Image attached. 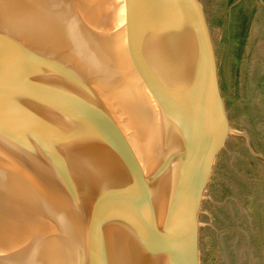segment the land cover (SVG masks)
<instances>
[{"label": "water", "instance_id": "95a60500", "mask_svg": "<svg viewBox=\"0 0 264 264\" xmlns=\"http://www.w3.org/2000/svg\"><path fill=\"white\" fill-rule=\"evenodd\" d=\"M150 53L160 67L168 63L180 74L179 88L172 87L180 111L161 148V193L152 211L158 218L155 264H199L196 207L224 126L210 52L196 18L181 0H0V216L10 215L4 224L17 237L11 246L17 264H29L34 252L35 264H83L87 243L81 205L86 190L79 182L83 152L75 134L85 142L89 138L91 145L117 137L106 135L105 125L80 100L86 93L119 90L127 95L130 86H121L126 82L118 79L122 73L116 69L127 62L139 67ZM106 71L108 78L97 77ZM182 81L188 88L186 102ZM86 127L90 131H83ZM108 130L113 131L111 126ZM121 139L119 156L136 164V157L129 156L131 147L124 145L126 135ZM27 174L31 179L25 182ZM59 192L68 208V226L53 259L56 236L50 223H41L39 232L31 223L38 220L35 210L50 216V206L51 221L59 222ZM3 250L0 245V264H10ZM100 264L108 263L101 259Z\"/></svg>", "mask_w": 264, "mask_h": 264}, {"label": "bare ground", "instance_id": "6f19581e", "mask_svg": "<svg viewBox=\"0 0 264 264\" xmlns=\"http://www.w3.org/2000/svg\"><path fill=\"white\" fill-rule=\"evenodd\" d=\"M50 44L53 47L57 42ZM32 57L33 55L30 54L27 59ZM157 61L150 53L149 57L143 56V59L139 61V67L132 62H127L126 66L116 69L117 72L122 73L118 79L126 82L121 86H130L127 95L117 88L116 93L108 91L104 92L107 94L99 96L86 93L88 100L86 98L83 99L85 102L80 100L81 105L90 108L92 118L97 119L101 126L105 125V134L113 132V135L117 137L116 140L108 136H106L107 140L99 138L94 145L89 143L91 141L89 138H85L88 143L83 141L80 133L75 134V138L81 142L73 138L77 148L79 147L83 152V156L80 157L83 169L79 165L82 172L79 182L85 186L86 190L82 195L84 199L81 205L83 235L87 243V254L83 256V264H100L101 259L108 264H155L158 218L153 216L152 211L156 209V202H158L156 195L161 193L162 181L159 178L164 161L161 148L166 140L165 135L171 131L173 118L180 111L175 104L179 106L178 99L174 96L176 93L172 91L173 86H177L176 89L179 88L177 84H179L180 74L173 66L169 67L168 63L165 64L166 68L160 67ZM104 75L108 78L110 73L106 71L97 77ZM53 77L60 76L55 74ZM116 80L114 83H121ZM180 85L183 89V101L186 102L189 96L186 92L188 88L183 81ZM138 91L143 95L142 102H138L140 99ZM130 96H134V99ZM70 99H75V95L72 94ZM107 126H111L113 131H109ZM117 126H120L123 132L121 134L126 135L127 140L125 139L124 145L131 147L129 156L136 157V164L135 160L126 157L123 159V156L122 158L119 156L123 150V139ZM83 131H90V128H83ZM112 165L116 170L111 168ZM26 179H31L30 174H27L23 181ZM72 179L73 182L77 180L73 174ZM62 191L65 195V190L62 189ZM70 193L68 190L66 195L71 196ZM59 196L57 198L60 203L55 209L59 222L55 224L51 221L50 206V216L41 217L39 210H35L38 220L34 219L31 223L36 225L33 230L38 232L37 227H40L41 223L46 222L47 224H43L46 227L50 223V231H54L53 234L56 236L51 241L53 252L56 248L62 249L66 226H68L67 218L64 216L68 213V208L66 204L64 205L65 201L61 192ZM3 214L4 217L0 216L2 220L0 226H3L2 229L0 228V245L9 255V257L6 255L5 259L10 261V264H17L18 261L11 255V246L16 244L17 237L12 235L4 224L10 215L6 219L7 212ZM26 233L28 232L24 230V234ZM58 253L54 252L53 259L55 255L56 258L58 257ZM36 257L34 252L29 264L37 263L38 257Z\"/></svg>", "mask_w": 264, "mask_h": 264}, {"label": "rangeland", "instance_id": "374dc122", "mask_svg": "<svg viewBox=\"0 0 264 264\" xmlns=\"http://www.w3.org/2000/svg\"><path fill=\"white\" fill-rule=\"evenodd\" d=\"M181 1L207 43L224 126L196 207L199 264H264V0H253L232 73L224 57L228 25L216 23L226 18L223 0Z\"/></svg>", "mask_w": 264, "mask_h": 264}, {"label": "flooded vegetation", "instance_id": "af4514ba", "mask_svg": "<svg viewBox=\"0 0 264 264\" xmlns=\"http://www.w3.org/2000/svg\"><path fill=\"white\" fill-rule=\"evenodd\" d=\"M225 6L226 18H222L228 25L225 30L228 44L224 57L227 62L231 63V70H233L238 63L235 65L232 63L238 62L244 55V46L256 7L253 0H233L228 4L225 3Z\"/></svg>", "mask_w": 264, "mask_h": 264}, {"label": "trees", "instance_id": "16d2710c", "mask_svg": "<svg viewBox=\"0 0 264 264\" xmlns=\"http://www.w3.org/2000/svg\"><path fill=\"white\" fill-rule=\"evenodd\" d=\"M233 0H223V2L224 3H226V4H228V3H230V2H232ZM223 15H220L218 18H216V23L217 24H222L223 23ZM214 22V21H213ZM238 62H234V63H232V65H235V64H237ZM235 69H233V70H231V72L230 73H232L233 71H234ZM231 75V74H230Z\"/></svg>", "mask_w": 264, "mask_h": 264}]
</instances>
